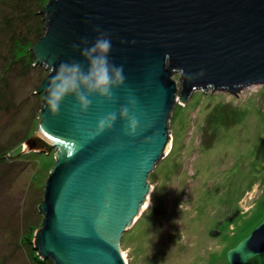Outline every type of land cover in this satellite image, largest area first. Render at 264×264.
<instances>
[{
    "label": "water",
    "instance_id": "water-1",
    "mask_svg": "<svg viewBox=\"0 0 264 264\" xmlns=\"http://www.w3.org/2000/svg\"><path fill=\"white\" fill-rule=\"evenodd\" d=\"M42 12L45 32L31 47L34 63L50 71L37 88L44 104L39 127L23 143L24 150H58L36 247L53 264H126L118 250L121 235L136 221L149 191L147 175L169 141L173 73H181L182 99L208 86L236 92L264 85V0H49ZM96 28L111 34L109 59L123 64L125 84L113 102L93 96L86 113L75 114L72 97L59 114L50 113L45 88L53 68L70 60L86 66L72 45L85 37L91 44ZM130 97L137 101L130 109L137 132L130 134L118 116L111 130L95 135L98 120L118 113ZM261 255L264 221L227 251V260L248 264Z\"/></svg>",
    "mask_w": 264,
    "mask_h": 264
},
{
    "label": "rangeland",
    "instance_id": "rangeland-1",
    "mask_svg": "<svg viewBox=\"0 0 264 264\" xmlns=\"http://www.w3.org/2000/svg\"><path fill=\"white\" fill-rule=\"evenodd\" d=\"M48 1L0 0V264H53L34 238L58 148L23 143L44 106L37 88L50 69L34 63L31 45L45 32ZM180 77L172 75V148L147 175L150 203L119 242L127 264H229L227 251L264 221V85L208 86L182 99Z\"/></svg>",
    "mask_w": 264,
    "mask_h": 264
},
{
    "label": "clouds",
    "instance_id": "clouds-1",
    "mask_svg": "<svg viewBox=\"0 0 264 264\" xmlns=\"http://www.w3.org/2000/svg\"><path fill=\"white\" fill-rule=\"evenodd\" d=\"M94 31L97 36L91 44L85 37L72 45L73 52H79L86 66L78 60H70L62 61L58 67L53 68L55 74L45 88V106L50 113L59 114L62 102L68 97L74 98L79 109L76 115L86 113L92 105L93 96L101 101L113 102L114 91L125 84L123 64L117 65L109 59L112 50L111 34L99 28ZM136 104V99L130 97L127 105H122L118 113L110 112L100 118L95 135L111 130L118 116L120 120L128 122L129 133L135 134L138 120L135 115L130 114V109H134Z\"/></svg>",
    "mask_w": 264,
    "mask_h": 264
},
{
    "label": "bare ground",
    "instance_id": "bare-ground-1",
    "mask_svg": "<svg viewBox=\"0 0 264 264\" xmlns=\"http://www.w3.org/2000/svg\"><path fill=\"white\" fill-rule=\"evenodd\" d=\"M172 144H173V138L171 137V140L169 141V143L167 144V148H166V153L172 148ZM153 186V185H152ZM150 187V186H149ZM148 196V195H147ZM150 203V198L149 196L144 200V202L141 205V208L139 211H137L136 215H135V219L139 216V214L142 213V211L145 209V207H147V205ZM118 250L120 251V253L122 254V256L125 258V262L127 264V258L126 255L123 253L122 250H120L118 248Z\"/></svg>",
    "mask_w": 264,
    "mask_h": 264
},
{
    "label": "trees",
    "instance_id": "trees-1",
    "mask_svg": "<svg viewBox=\"0 0 264 264\" xmlns=\"http://www.w3.org/2000/svg\"><path fill=\"white\" fill-rule=\"evenodd\" d=\"M42 35V34H41ZM32 249H34V250H37L34 246L32 247ZM37 252H38V250H37ZM254 260V259H253Z\"/></svg>",
    "mask_w": 264,
    "mask_h": 264
}]
</instances>
